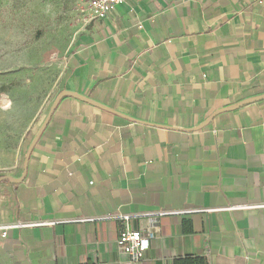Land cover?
Wrapping results in <instances>:
<instances>
[{
    "label": "crops",
    "instance_id": "1",
    "mask_svg": "<svg viewBox=\"0 0 264 264\" xmlns=\"http://www.w3.org/2000/svg\"><path fill=\"white\" fill-rule=\"evenodd\" d=\"M67 53L2 151L0 264H135L125 230L140 264H264V0H125ZM64 92L95 104L63 96L26 163Z\"/></svg>",
    "mask_w": 264,
    "mask_h": 264
},
{
    "label": "rangeland",
    "instance_id": "2",
    "mask_svg": "<svg viewBox=\"0 0 264 264\" xmlns=\"http://www.w3.org/2000/svg\"><path fill=\"white\" fill-rule=\"evenodd\" d=\"M85 0H0V170L56 89ZM1 172V171H0Z\"/></svg>",
    "mask_w": 264,
    "mask_h": 264
},
{
    "label": "built area",
    "instance_id": "3",
    "mask_svg": "<svg viewBox=\"0 0 264 264\" xmlns=\"http://www.w3.org/2000/svg\"><path fill=\"white\" fill-rule=\"evenodd\" d=\"M86 1V24L106 19L109 14L125 0H85ZM251 208H264V204L251 206ZM172 213L157 212L155 215L164 216ZM154 215V216H155ZM17 226H8L2 232V236H7V230ZM155 238L150 231L144 230H125L117 241L118 248L129 256L132 263L140 264L147 250L150 248L151 241Z\"/></svg>",
    "mask_w": 264,
    "mask_h": 264
},
{
    "label": "water",
    "instance_id": "4",
    "mask_svg": "<svg viewBox=\"0 0 264 264\" xmlns=\"http://www.w3.org/2000/svg\"><path fill=\"white\" fill-rule=\"evenodd\" d=\"M63 96H71V97L77 98V99H79V100H83V101H85V102H88V103H91V104H95V103H93L92 101H90V100H88V99H86V98H84V97H81V96H79V95H76V94H73V93H69V92H64V93H62V94L56 99V101L54 102V104L52 105V107H51V109H50V111H49V113H48V116H47V118H46V120H45L43 126L41 127L39 133L37 134V136H36V138H35L33 144L31 145V147H30V149H29V152H28V154H27V160H26V163H27V161H28V158H29V156H30V154H31V152H32V150H33V148H34V146L36 145V143H37V141L39 140L41 134H42L43 131L45 130L46 126L48 125V123H49V121H50V119H51V117H52L54 111L56 110V108H57V106H58V104H59V102H60V100L62 99ZM262 98H264V96H263ZM262 98L259 97V98L253 99V100L246 101V102H244L243 104H241L240 106H243V105H245V104H248V103H250V102H253V101H256V100H258V99H262ZM212 119H213V118H212ZM212 119H211V120H212ZM211 120H209V121H211ZM208 123H209V122H207L205 125H207ZM205 125H204V126H205ZM204 126H203V127H204ZM24 179H25V174L23 175V177H22L20 180H15V179H14V180H12V181H13L14 183H20V182H23Z\"/></svg>",
    "mask_w": 264,
    "mask_h": 264
},
{
    "label": "trees",
    "instance_id": "5",
    "mask_svg": "<svg viewBox=\"0 0 264 264\" xmlns=\"http://www.w3.org/2000/svg\"><path fill=\"white\" fill-rule=\"evenodd\" d=\"M175 264H208V262L203 257H186L176 260Z\"/></svg>",
    "mask_w": 264,
    "mask_h": 264
}]
</instances>
